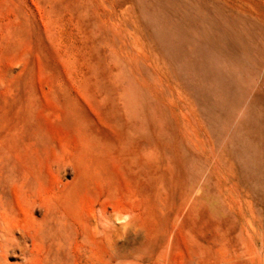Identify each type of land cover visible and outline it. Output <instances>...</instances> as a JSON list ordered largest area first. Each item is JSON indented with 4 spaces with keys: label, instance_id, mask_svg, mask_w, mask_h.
<instances>
[{
    "label": "rangeland",
    "instance_id": "obj_1",
    "mask_svg": "<svg viewBox=\"0 0 264 264\" xmlns=\"http://www.w3.org/2000/svg\"><path fill=\"white\" fill-rule=\"evenodd\" d=\"M0 264H264V0H0Z\"/></svg>",
    "mask_w": 264,
    "mask_h": 264
},
{
    "label": "clouds",
    "instance_id": "obj_2",
    "mask_svg": "<svg viewBox=\"0 0 264 264\" xmlns=\"http://www.w3.org/2000/svg\"><path fill=\"white\" fill-rule=\"evenodd\" d=\"M70 168V162L65 164L64 170L67 171ZM96 215L98 217V227L103 228L106 231L115 230L116 226H120V231L122 233L123 239H125L129 233L133 235L138 234V218L137 214L132 209H120L114 210L112 213L108 214L104 209L98 208L96 210ZM97 229L94 227L93 229ZM98 234L104 235V232H99Z\"/></svg>",
    "mask_w": 264,
    "mask_h": 264
},
{
    "label": "bare ground",
    "instance_id": "obj_3",
    "mask_svg": "<svg viewBox=\"0 0 264 264\" xmlns=\"http://www.w3.org/2000/svg\"><path fill=\"white\" fill-rule=\"evenodd\" d=\"M213 163V162H212ZM198 190V189H197ZM191 193V192H190ZM199 193H200V191H199ZM249 238V237H248ZM251 241V240H250ZM253 243V242H252ZM150 256V255H149ZM149 258V257H148ZM160 262V261H159ZM164 262V261H163Z\"/></svg>",
    "mask_w": 264,
    "mask_h": 264
}]
</instances>
